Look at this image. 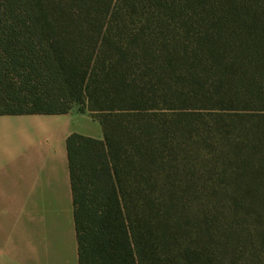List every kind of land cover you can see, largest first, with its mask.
I'll list each match as a JSON object with an SVG mask.
<instances>
[{"label": "trees", "instance_id": "obj_1", "mask_svg": "<svg viewBox=\"0 0 264 264\" xmlns=\"http://www.w3.org/2000/svg\"><path fill=\"white\" fill-rule=\"evenodd\" d=\"M76 104L79 264H264V0H0V115Z\"/></svg>", "mask_w": 264, "mask_h": 264}, {"label": "crops", "instance_id": "obj_2", "mask_svg": "<svg viewBox=\"0 0 264 264\" xmlns=\"http://www.w3.org/2000/svg\"><path fill=\"white\" fill-rule=\"evenodd\" d=\"M85 114L0 115V264H79L67 138Z\"/></svg>", "mask_w": 264, "mask_h": 264}, {"label": "rangeland", "instance_id": "obj_3", "mask_svg": "<svg viewBox=\"0 0 264 264\" xmlns=\"http://www.w3.org/2000/svg\"><path fill=\"white\" fill-rule=\"evenodd\" d=\"M75 111L83 110V107L76 104L73 108ZM87 113V112H86ZM90 115V114H89ZM76 124V130H80L83 134L89 136H101L103 135L101 126L98 122L93 121L88 115L78 116Z\"/></svg>", "mask_w": 264, "mask_h": 264}]
</instances>
